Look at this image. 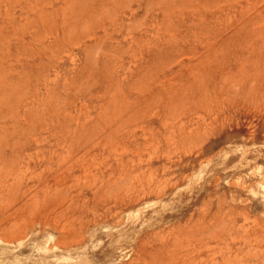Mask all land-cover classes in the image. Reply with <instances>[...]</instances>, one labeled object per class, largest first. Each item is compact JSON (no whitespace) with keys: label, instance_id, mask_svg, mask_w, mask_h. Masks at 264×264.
<instances>
[{"label":"rangeland","instance_id":"374dc122","mask_svg":"<svg viewBox=\"0 0 264 264\" xmlns=\"http://www.w3.org/2000/svg\"><path fill=\"white\" fill-rule=\"evenodd\" d=\"M15 228L0 264H264V0H0Z\"/></svg>","mask_w":264,"mask_h":264},{"label":"bare ground","instance_id":"6f19581e","mask_svg":"<svg viewBox=\"0 0 264 264\" xmlns=\"http://www.w3.org/2000/svg\"><path fill=\"white\" fill-rule=\"evenodd\" d=\"M71 144V143H70ZM59 188H61V187H59ZM36 190V189H35ZM50 190V189H49ZM68 191V190H67ZM102 191V190H101ZM111 192V191H110ZM116 193V192H115ZM114 194V193H113ZM124 194H125V192H124ZM51 195V194H50ZM49 196V195H48ZM113 196H115V195H113ZM106 197H107V195H106ZM103 198V197H102ZM110 198V197H109ZM116 198V197H115ZM66 199V198H65ZM64 199V200H65ZM63 200V201H64ZM100 200H101V198H100ZM14 201V200H13ZM102 201V200H101ZM59 203H61V202H59ZM58 203V204H59ZM9 204H11V203H9ZM14 204V203H13ZM10 206H12V204L11 205H9V207ZM6 207V206H5ZM8 207V206H7ZM58 207H59V205H58ZM54 208V207H53ZM61 208V207H60ZM118 209V208H117ZM25 210V209H24ZM27 210V209H26ZM36 211V210H35ZM12 212V211H11ZM29 212V211H28ZM52 211H50V213H51ZM61 213V212H60ZM15 214V213H14ZM23 217H25V216H23ZM30 218H31V216H30ZM22 219V218H21ZM14 221H12V223H13ZM21 222V221H20ZM64 222V221H63ZM68 222V221H67ZM20 224V223H19ZM13 225V224H12ZM22 226V225H21ZM20 227V226H19ZM3 228V227H2ZM2 228H1V231H2ZM7 229H9V227L7 228ZM9 231V230H8ZM11 231V230H10ZM10 231H9V233H10ZM13 232L15 231V233L13 234H6V233H4V234H6V235H0V241L1 242H4V243H12L13 244V242H21L23 239H25L26 237H27V235L29 234L28 232H26V230H19V229H17V228H15L14 230H12ZM51 232H53V231H51ZM58 234V233H57ZM56 234V235H57ZM50 235V234H49ZM80 235V234H79ZM82 235V234H81ZM73 236V235H72ZM50 237H51V235H50ZM66 237V236H65ZM74 237H77V236H74ZM82 237V239H84L83 238V235L81 236ZM54 238V237H53ZM52 238V239H53ZM49 240H50V238H49ZM65 240V239H64ZM71 241V240H70ZM80 242V241H79ZM58 243V245H63V249H68V247L69 246H71V245H67V243H65V241H62V240H60V241H58L57 242ZM56 243V244H57ZM20 245H21V243H19ZM53 247V246H52ZM55 247V246H54ZM57 247V246H56ZM60 248V247H59ZM50 249V248H49ZM58 249V248H57ZM172 250V249H171ZM173 251V250H172ZM175 251V250H174ZM191 252H192V250H190ZM187 253V252H186ZM193 254V253H192ZM179 256V255H178ZM68 257H70V256H68ZM162 257H164V255L162 256ZM63 258V257H62ZM164 259H167V258H164ZM169 259V258H168ZM176 260V259H175ZM82 262V261H81ZM172 262V261H171ZM175 262V261H174ZM166 263V262H165ZM38 264V263H37ZM43 264V263H42ZM161 264H162V262H161Z\"/></svg>","mask_w":264,"mask_h":264}]
</instances>
